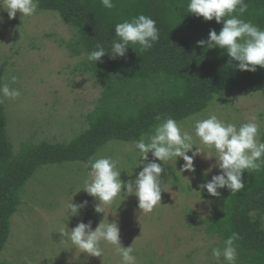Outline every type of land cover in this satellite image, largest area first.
<instances>
[{"label": "rangeland", "instance_id": "374dc122", "mask_svg": "<svg viewBox=\"0 0 264 264\" xmlns=\"http://www.w3.org/2000/svg\"><path fill=\"white\" fill-rule=\"evenodd\" d=\"M0 19V67L4 64L0 87L7 84L21 92L16 100L3 101L13 154L17 155L24 145L66 143L88 129L86 117L100 96L101 85L82 70L87 56L75 55L66 47L74 40L75 29L50 11H37L29 17L18 12L9 19L0 6ZM12 76L17 78L15 82ZM211 114L237 127L256 116L259 139L264 131V97L232 87L216 96L202 112L178 121L193 135V151L199 147L213 157L197 156L194 173L178 172L184 164L182 158L164 164L155 161L165 169L161 173L164 192L161 205L151 213L141 212L137 197L123 193L126 189L104 207V214L95 212L98 201L83 190L89 179V161L48 163L37 168L22 187L20 205L10 217L0 264H69V260L71 264H122L116 247L108 242H100L101 257L80 253L70 241L60 242L65 225L71 230L89 221L93 230L101 222H118L120 242L124 247L132 245L136 264H228L223 256L219 260L213 257L212 249H223L224 244L217 235L206 234L201 224L218 218L224 208L222 189H218L219 197H212L200 187L220 174V169L213 167L218 158L215 150L195 136L196 120ZM99 157L119 161L120 179L125 182L134 181L144 164L154 159L149 153L148 161L140 162L134 143L117 140L106 143L92 156ZM210 167L212 171L205 176ZM71 199L76 204H88L79 215L68 218L66 205ZM261 221L264 223V216ZM245 257L238 252L236 264H245Z\"/></svg>", "mask_w": 264, "mask_h": 264}, {"label": "trees", "instance_id": "16d2710c", "mask_svg": "<svg viewBox=\"0 0 264 264\" xmlns=\"http://www.w3.org/2000/svg\"><path fill=\"white\" fill-rule=\"evenodd\" d=\"M111 10L101 0H39L37 11H50L75 29L66 47L86 56L97 45L106 55L101 61L82 62V70L101 85L100 96L86 117L88 129L66 143L24 145L17 155L6 134V118L0 103V253L9 236L10 217L18 210L20 193L37 168L48 163L88 162L106 143H133L166 118L181 121L205 110L227 87L258 92L264 97V69L239 71L219 47H198L209 31L222 28L187 12L189 0H113ZM241 17L264 30V0H245ZM151 17L159 39L148 50L130 45L124 57L111 58L115 25L139 15ZM134 49H132V48ZM4 64L0 67V83ZM159 116L160 120L156 117ZM264 142V131L260 136ZM245 188L232 195L222 189L223 212L201 221L208 235L224 242L233 233L245 264H264V167L243 174Z\"/></svg>", "mask_w": 264, "mask_h": 264}, {"label": "clouds", "instance_id": "9594fccd", "mask_svg": "<svg viewBox=\"0 0 264 264\" xmlns=\"http://www.w3.org/2000/svg\"><path fill=\"white\" fill-rule=\"evenodd\" d=\"M101 4L109 10L115 7L113 0H101ZM0 6L7 11L9 19L15 18L18 12L23 17H29L36 14L39 0H0ZM247 9L245 0H189L187 5L188 13L202 17L206 22L215 20L216 24L223 25L219 33L211 29L208 39L197 41V46L208 49L219 47L226 51L230 60L238 62L236 67L239 71L254 73L257 66L264 69V30L241 18ZM115 35L110 51L112 59L124 57L130 45H139L142 50L151 49L159 39V29L155 20L141 14L116 24ZM106 53L109 52L97 45V50L90 52L87 58L96 64ZM11 79L15 82L17 78L12 76ZM20 96L19 89L10 88L7 84L0 87V103L4 99L16 100ZM156 119L160 120V117L157 116ZM257 120L258 117L252 116L249 122L239 127L233 123H225L215 114L196 120L195 136L207 148L214 149L215 156L218 157L213 167H218L220 174L212 176L210 181L200 186L212 197H219L218 189L224 188L230 190L232 195L239 193L245 188L244 172L255 173L264 167V142L259 140L260 125ZM133 143L139 150L140 162H147L149 153L154 158L144 164L134 181L125 182L120 179L121 171L117 168L119 161L110 157L90 158L89 179L85 181L83 190L98 201L95 212L104 214V207L119 197L122 189H126L123 193L137 197L141 212L151 213L157 205H161V173L165 172L162 165L155 161L164 164L166 161L182 158L184 164L178 172L194 173V160L197 156L204 154L205 159L213 157L210 152L205 153L199 147H195L193 151V135L172 118H166L150 133L142 135ZM189 152H192L191 156L188 155ZM211 171L210 167L204 175L207 176ZM87 204V201L76 204L71 199L66 205L68 218L79 215ZM60 234L63 237L60 242L66 244L70 241L75 246L73 249H78L87 256L101 257L103 249L100 242L105 241L116 247L122 264H136L132 245L124 247L120 242V228L116 221L101 222L95 230L92 229L91 221L80 222L71 230L65 225ZM238 239V234L233 233L224 240L223 249H212L213 257L219 260L223 256L228 264H236L238 246L235 242ZM74 258L79 259L76 254Z\"/></svg>", "mask_w": 264, "mask_h": 264}]
</instances>
